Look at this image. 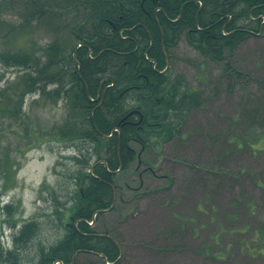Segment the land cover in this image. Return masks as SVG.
Returning a JSON list of instances; mask_svg holds the SVG:
<instances>
[{
    "label": "rangeland",
    "instance_id": "obj_1",
    "mask_svg": "<svg viewBox=\"0 0 264 264\" xmlns=\"http://www.w3.org/2000/svg\"><path fill=\"white\" fill-rule=\"evenodd\" d=\"M15 1L19 6L3 8V18L20 23L24 3ZM57 1L56 15L34 19L22 33L17 28L0 40V52H29L42 63L44 48L68 42L74 3ZM254 33L216 63L184 37L173 49L174 70L204 101L187 117L184 137L148 150L153 169L136 161L131 172L117 173L116 208L107 213L106 227L123 247L120 264H264V27ZM19 73L0 59V90ZM11 97L10 90L0 91V205L14 204L9 217L19 227L39 221L20 251L34 264L39 248L60 235L58 216L73 201L80 163L77 149L53 135L67 117L63 101L25 94L17 118L6 110ZM6 165L12 169L2 175ZM0 225L3 244L11 247L14 228ZM93 258L79 256L81 262Z\"/></svg>",
    "mask_w": 264,
    "mask_h": 264
},
{
    "label": "trees",
    "instance_id": "obj_2",
    "mask_svg": "<svg viewBox=\"0 0 264 264\" xmlns=\"http://www.w3.org/2000/svg\"><path fill=\"white\" fill-rule=\"evenodd\" d=\"M21 1L20 23L9 22L2 11L19 3L0 1V40L17 28L26 31L34 19L53 17L59 4ZM72 1L68 42L56 40L44 48L46 61L38 63L41 58L29 52H0L2 62L21 72L0 91L15 94L6 110L17 118L23 115L25 94L63 101L67 117L53 135L77 149L74 159L80 163L73 201L58 216L60 235L39 248L34 264H120L123 247L106 227L107 213L116 208L117 173L131 172L136 161L153 169L148 150L184 137L187 117L204 101L202 91L174 70L173 49L184 37L215 63L231 57L264 27V0ZM12 209L14 204L0 205V221L14 228L13 245L7 248L0 225V261L26 264L20 251L40 223L29 219L19 227L10 221ZM83 253L94 258L81 262Z\"/></svg>",
    "mask_w": 264,
    "mask_h": 264
},
{
    "label": "water",
    "instance_id": "obj_3",
    "mask_svg": "<svg viewBox=\"0 0 264 264\" xmlns=\"http://www.w3.org/2000/svg\"><path fill=\"white\" fill-rule=\"evenodd\" d=\"M128 116V115H127Z\"/></svg>",
    "mask_w": 264,
    "mask_h": 264
}]
</instances>
